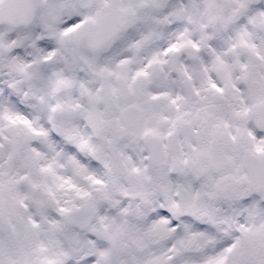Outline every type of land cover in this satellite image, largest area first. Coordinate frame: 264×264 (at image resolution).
I'll return each mask as SVG.
<instances>
[{"label": "snow or ice", "instance_id": "6c2138e0", "mask_svg": "<svg viewBox=\"0 0 264 264\" xmlns=\"http://www.w3.org/2000/svg\"><path fill=\"white\" fill-rule=\"evenodd\" d=\"M0 264H264V0H0Z\"/></svg>", "mask_w": 264, "mask_h": 264}]
</instances>
